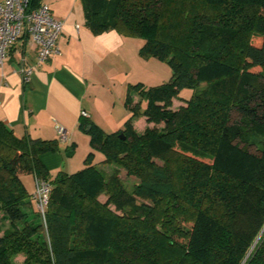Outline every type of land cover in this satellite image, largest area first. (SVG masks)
Returning a JSON list of instances; mask_svg holds the SVG:
<instances>
[{"label":"trees","instance_id":"1","mask_svg":"<svg viewBox=\"0 0 264 264\" xmlns=\"http://www.w3.org/2000/svg\"><path fill=\"white\" fill-rule=\"evenodd\" d=\"M81 1L92 33L141 38L139 55L171 76L128 86L119 130L82 116L91 150L71 173L40 160L57 139L0 120V264L17 254L21 264H264V0ZM175 98L184 104L172 109ZM141 115L155 125L137 132ZM121 170L136 178L130 188ZM29 173L52 184L43 216L26 210Z\"/></svg>","mask_w":264,"mask_h":264},{"label":"crops","instance_id":"2","mask_svg":"<svg viewBox=\"0 0 264 264\" xmlns=\"http://www.w3.org/2000/svg\"><path fill=\"white\" fill-rule=\"evenodd\" d=\"M41 1L48 3L52 16L62 22L59 53L35 69L28 82H23L6 59L0 71V120L16 135L32 138L57 139V127L64 128L67 139L59 142V151L39 157L51 175L59 169L71 173L84 165L81 159L91 150L89 135L79 126L81 111L86 110L88 117L84 118L105 132L119 130L130 115L125 106L128 86L138 82L145 86L161 84L169 80L171 70L163 61L139 55L143 43L139 37L114 29L92 33L86 26L81 0ZM28 55L30 60L34 56L31 48ZM131 99L133 104L141 100L136 92H131ZM182 104L173 99L172 109ZM132 124L137 132L155 125L143 115L132 118ZM70 145L74 150L67 155ZM21 178L30 194L31 204L26 209L30 211L36 177L29 173ZM7 226V221H0V235ZM23 258L17 254L14 264H21Z\"/></svg>","mask_w":264,"mask_h":264},{"label":"built area","instance_id":"3","mask_svg":"<svg viewBox=\"0 0 264 264\" xmlns=\"http://www.w3.org/2000/svg\"><path fill=\"white\" fill-rule=\"evenodd\" d=\"M62 22L55 19L48 3L40 1L32 5L31 0H0V71L9 59L23 82H28L35 69L59 53L58 38ZM34 51L30 60L28 50ZM81 116L88 117L86 110ZM67 133L57 127V140L64 142ZM33 199L36 209L43 216L52 184L49 180L36 178Z\"/></svg>","mask_w":264,"mask_h":264},{"label":"rangeland","instance_id":"4","mask_svg":"<svg viewBox=\"0 0 264 264\" xmlns=\"http://www.w3.org/2000/svg\"><path fill=\"white\" fill-rule=\"evenodd\" d=\"M165 63V62H164ZM167 65V64H166ZM168 66V65H167ZM170 76H171V73H170ZM170 77H168V79H169ZM167 79V80H168ZM149 86V85H148ZM191 94H192V90L190 89V88H184L183 90H181L180 91V93H179V96L181 97V98H183V99H188L190 96H191ZM178 101H181L180 99H178V98H175V103H177ZM142 107H143V103H142ZM234 118H236V115H235V113H233V115H232V119H234ZM250 151L251 152H256V148L254 147V146H250ZM86 154L87 153H85V155L84 156H86ZM84 156L82 157V159H81V161H83V158H84ZM103 158V154L101 153V152H99V151H96L95 152V154H94V157H93V162H95V163H97L98 162V164H97V167L99 168V169H102L103 171H105V172H107V173H109L110 171H111V168H112V166H109V165H102V164H100L99 163V160H101ZM84 164V163H83ZM84 166V165H83ZM75 168V167H74ZM80 168H82V167H76L74 170H79ZM73 170V171H74ZM121 177L123 178V180H124V183H125V185L127 186V187H131L132 186V184L136 181V178H134V177H132V176H126L125 175V172L124 171H122L121 170ZM106 198V196L104 195V194H101L100 196H99V199H101V200H104Z\"/></svg>","mask_w":264,"mask_h":264},{"label":"water","instance_id":"5","mask_svg":"<svg viewBox=\"0 0 264 264\" xmlns=\"http://www.w3.org/2000/svg\"><path fill=\"white\" fill-rule=\"evenodd\" d=\"M88 128H89V127H87V129H88ZM119 136H120L121 138H124V136L122 135V133H120Z\"/></svg>","mask_w":264,"mask_h":264}]
</instances>
